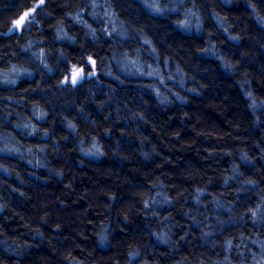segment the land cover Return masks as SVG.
<instances>
[{
	"label": "clouds",
	"instance_id": "obj_1",
	"mask_svg": "<svg viewBox=\"0 0 264 264\" xmlns=\"http://www.w3.org/2000/svg\"><path fill=\"white\" fill-rule=\"evenodd\" d=\"M0 264H264V0H0Z\"/></svg>",
	"mask_w": 264,
	"mask_h": 264
}]
</instances>
